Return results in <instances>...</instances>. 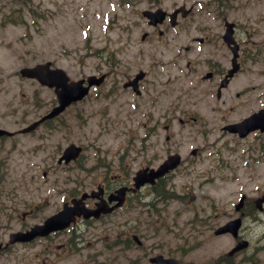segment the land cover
<instances>
[{"label": "rangeland", "instance_id": "obj_1", "mask_svg": "<svg viewBox=\"0 0 264 264\" xmlns=\"http://www.w3.org/2000/svg\"><path fill=\"white\" fill-rule=\"evenodd\" d=\"M182 1L159 0L158 5L172 9ZM30 5L36 12H31ZM21 7L20 4H9L7 9L0 11V126L19 130L25 119L30 121L39 117L55 103L51 89L41 87L36 81H20L15 77L14 72L24 66L52 61L75 80L104 70L111 71L109 63L114 61V70L120 72L117 76L120 86L125 80L120 70L129 76L137 68H148L149 75L144 82L146 93L142 98L134 102L133 94L122 91L112 100H106L101 96L104 89H94L82 103L60 117L71 126V131L66 132L65 127H60L51 134L49 144L62 150L72 142L84 144L87 150L80 164L98 167L102 159L103 163L112 164L114 174H117L115 168L118 169L122 157L126 164L125 172L121 170L124 177L141 165L160 163L166 156V146L169 150H181L188 160L193 159L191 152L187 154L189 147L200 146L201 153L197 157L167 178L163 189L168 198L165 197L162 203L152 199L154 206L150 208L140 203L136 205L138 233L147 250L134 249L123 254L121 264H149L145 255L155 253L178 258L185 264H214L235 245L232 237L215 236L214 228L232 215L237 216L234 205L242 194L254 199L264 194V134L246 139L232 138L228 134L222 137L224 133L219 123L208 128L210 131L204 138L196 128L179 130L174 122L173 138L166 142L163 114L157 118L161 108L166 106L170 110V106L176 104V94L180 90L176 88L171 92L170 101L166 94L162 96L164 70L171 81H174L172 76L179 74L173 67H164L163 58H179L184 55L185 46L192 44L194 48L196 45L186 41L182 27L170 30L166 41L155 36L151 43H143L140 36L150 27L141 10L156 7L152 1L30 0L24 6L28 12L21 15L25 23L1 24L6 12ZM32 14L38 17L35 19ZM201 15L212 21L215 14L201 10ZM230 17H233L232 11ZM195 34L201 32L193 30L192 35ZM221 50V47L217 48L218 53ZM192 51L188 53L189 58L197 54L196 50ZM193 78L186 77L182 82L190 84ZM23 93L26 100L18 98ZM194 94L195 89H188L187 100L180 106L197 110ZM19 101L25 104L17 108ZM243 115V110H236L228 120H237ZM11 145V139L0 142V167L6 172L0 183V240L3 241L8 240L9 233L38 221L23 220L21 214L25 204L45 194L44 183L41 186L43 177L36 167L45 154L31 159V162H37L27 166L28 154L22 153L19 143L16 149H10ZM63 174L66 176V172ZM143 202L149 203L151 198L144 197ZM131 203H128L130 208L122 211L124 225H130L129 218L134 213ZM36 211L41 219L49 215L52 207L40 205ZM246 211L243 236L250 241V248L238 254L235 264H264V213L253 216L255 210ZM35 250V247H27L24 251L19 245L13 246L0 256V263L21 264L23 260L24 264L25 255L30 256ZM112 259L113 254L108 252L106 264H114ZM78 260L79 257L71 255L57 264H77Z\"/></svg>", "mask_w": 264, "mask_h": 264}, {"label": "flooded vegetation", "instance_id": "obj_2", "mask_svg": "<svg viewBox=\"0 0 264 264\" xmlns=\"http://www.w3.org/2000/svg\"><path fill=\"white\" fill-rule=\"evenodd\" d=\"M228 2V12L226 15H223V24L226 21L234 24L235 38L240 43V57L238 58L240 69L230 78L227 85L222 88L220 96H218L217 92L222 80L236 63L235 58H231L232 53L229 48L225 49V54L223 55L216 54L214 47L216 41L208 35V31H216L219 34L222 30V25L216 21L215 15L212 21L204 19L201 15L194 17V14L197 13L193 10L194 8L186 11L184 15L179 13L177 22L185 26L184 36L186 39L197 41L200 46L208 45L210 47V52H202L198 58L187 60L190 71L194 72L197 76L195 86L201 98L204 100L210 98L209 100L214 105H222L226 112L222 114L223 117H226L235 106H246L248 109L246 116H249L264 108V54L260 46L261 43L255 44L251 47V50L249 46L250 39L247 36L239 39V31L242 28L255 31L264 30V0H228ZM230 11H232L233 17H230ZM169 23V20L166 21V26ZM193 30L201 32L202 35L204 31L207 34L195 37L192 36ZM245 44H248V46H245ZM186 49L189 50L190 46H186ZM167 59L164 58L165 66ZM181 59H186V56L185 58H173V60L178 61ZM255 66H258L259 69L252 71ZM108 75L110 85L103 93L105 98L112 94H117V83L114 80L115 72H108ZM127 90L132 93L130 89ZM24 104L19 101L16 107L20 108ZM192 119L194 122H197L195 118ZM34 122H36V119L30 121H26L25 119L21 125V129ZM164 122L166 128L171 127V124L166 123V109ZM180 122L184 126L189 125L188 121L181 120ZM59 124L58 119H49L38 125L33 131L18 134V130L12 136H2L0 137V142L13 138L10 149L17 148V143H19L22 153L28 154V156L34 157L35 154L47 150V155L52 159L53 150H48V142L51 134L58 131ZM67 129H70L68 124ZM197 153L198 150H196L195 154ZM35 163L33 161V164ZM36 166L39 167V165ZM51 168V174H53V170L55 171L60 168L59 170L66 172L67 175L66 177H62V181L56 187V190L52 189V191H56L54 194L46 193L43 195L45 198H57L54 211L51 214L59 211L64 203L70 204L75 199H80L83 196H85L83 204L88 209L96 208L101 200H104L106 203L108 202L109 206L113 207L116 201L109 202V198L115 195L117 189L125 186L129 187L127 191L129 197L136 195V193L132 192L131 183L128 184L122 180L119 174L112 173L111 169L106 166H99L94 168L93 171L85 167L76 168L63 165ZM76 170L82 171V175L78 177ZM43 174L46 175L47 171L44 170ZM91 174H95L96 177H91ZM56 178H60V176L56 175ZM123 207H116L111 213L102 214L98 218L91 217L85 219L83 216L78 217L76 222L67 230L55 232L46 238H39L31 243L18 245L29 247L36 244L38 246L39 252L34 257V260H36L34 264H50L47 260L57 257V250L63 251L65 255L77 257L93 253L99 249L102 240L110 234L112 228H116V219ZM123 233V230H121L120 237H122ZM117 236V231H115V237ZM81 264H87V259L83 260Z\"/></svg>", "mask_w": 264, "mask_h": 264}, {"label": "water", "instance_id": "obj_3", "mask_svg": "<svg viewBox=\"0 0 264 264\" xmlns=\"http://www.w3.org/2000/svg\"><path fill=\"white\" fill-rule=\"evenodd\" d=\"M145 15L151 18V23L157 24L158 22L163 21L165 17V13L162 10H157L156 12H145ZM50 64L47 63L45 65H38L35 68H28L22 70V74L24 76L28 77H36L37 79L40 80L43 84L49 85L50 87L55 86L57 88V94H58V99L60 102V106L56 107L51 114L47 116L53 117L55 114L59 113L62 111L68 104H70L72 101H76L78 99H82L88 92L89 87H83V81L79 82H73L71 84L68 83V77L65 74V72L61 69H54L51 70L49 68ZM102 79L97 80L96 77H90V85L92 84H100ZM254 122H257L255 120ZM35 126L32 125L31 128ZM237 129L241 131V136H245L250 129H254L258 126H251V123L249 124L247 121L244 123H241L239 125H236ZM3 134H10L6 130L0 129V135ZM78 148H74L73 146L68 148L65 152V156L67 160H70L73 157H76L79 153ZM171 167H173L172 164H166V162L157 170H151L149 173L145 170L142 172H139L137 176L135 177V180L137 181V186H140L143 183L146 182H153L156 177H159L163 175L166 171H168ZM258 203H261V200H258ZM61 216L57 218H53L49 220V223L53 222L52 224H57L62 222L63 225L68 224L71 219H73L75 215L74 209H65L60 213ZM48 223V222H47ZM241 225L240 220H236L234 222H231L224 227L220 228V230L217 231V233H222L226 231H231L235 235L237 234L238 228ZM37 232L36 228H33L30 233L27 234H15L13 235L14 239H29L34 237L35 233ZM26 237V238H25ZM247 245L246 242L241 243L236 249L245 247ZM158 264H179L178 261L174 259H157Z\"/></svg>", "mask_w": 264, "mask_h": 264}]
</instances>
